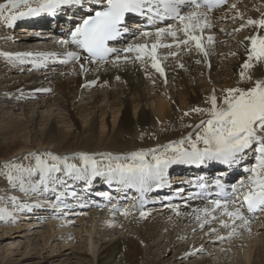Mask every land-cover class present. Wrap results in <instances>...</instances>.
Returning <instances> with one entry per match:
<instances>
[{
    "label": "bare ground",
    "instance_id": "bare-ground-1",
    "mask_svg": "<svg viewBox=\"0 0 264 264\" xmlns=\"http://www.w3.org/2000/svg\"><path fill=\"white\" fill-rule=\"evenodd\" d=\"M2 2L4 1L0 0ZM235 3L237 9L228 11L229 17L239 11L245 18H259L260 13L264 12V0H239ZM227 7L210 14L213 27L206 29L204 35H213L215 43L209 46L210 56L207 60L197 64L195 61L203 58L195 50L181 51L176 57H168L162 64L166 79L152 69L150 64L144 67L140 62L131 61L121 62L119 67L93 64L89 66V71L82 73L79 63L63 62L66 49L57 40L49 39L50 33L34 34L37 29L35 26L15 27L13 30L0 22V145L20 142H17L19 145L9 161L19 164L21 155L37 152L35 149L43 152V147L53 154L69 157L80 152L128 154L140 149L159 147L170 137L163 132L165 130L176 131L178 139L192 132V128L187 131L183 125L190 120H195L194 124H197L203 117L193 114L181 120L182 113L196 106L205 107L204 101L213 88L219 94L221 88L236 86L241 65L246 58L244 46L240 42L250 34L251 29L245 28L234 33L233 29L238 28L242 21L223 19ZM60 13L62 17L64 14ZM24 21L26 20L19 19L16 26L24 25ZM221 29L224 31L221 32ZM152 39L148 38L147 42L150 44ZM129 42L142 43L145 38H131L124 46ZM165 42H170V38ZM52 44L50 52L49 47ZM172 50L179 51L175 48ZM168 51L169 49L162 48L158 53L163 56ZM17 52L59 55L49 56L46 60L39 55H33L25 58L24 63L2 55ZM232 52L237 55H231ZM178 62H183L185 67L180 68ZM250 71L255 78L264 77V64H257ZM117 76L119 79H116ZM93 81L94 84L90 83ZM37 89H51V92ZM121 133H129L128 141L113 148L116 143L114 140ZM70 136L85 138L86 141L95 140L92 151L87 150L89 141L87 145L80 143L78 149H64L68 147L61 146L62 140ZM141 136H144L145 143L139 142ZM153 136L161 139L151 142L150 137ZM254 156L255 153L250 150L241 162L239 169L246 173L242 176L245 177V182L251 175L245 169L252 166V160L255 162ZM26 160L31 165L35 164L32 157ZM75 160L79 165L80 160ZM70 161L71 159L69 163ZM178 164L184 166L182 163ZM32 179L35 181L38 176ZM76 183L77 181L69 180L68 190L57 187L55 192L28 193L22 192L17 185L18 194H11L10 198L3 200L0 198V209L10 213H0V220L7 226L5 234H10L15 229L25 230L20 236L23 239L18 240V246L20 243L24 244L21 257L15 259V255H10L5 259L1 258L0 264H10L9 258L15 260L16 264H32L33 258L38 260L33 264H50V260L56 255L62 256V262L66 264H157V261L177 264L178 258L182 259V263L192 264L187 262L189 256L198 248L205 247L211 249L213 258L203 256L196 264H264V212L250 220L248 228H245L237 221L232 224L226 216L223 219L230 226H221V214L217 210L214 213L217 219L207 216L208 222L201 228L200 223L205 219V214L201 212V220L198 221L189 213L194 208L203 209L209 206L208 202L194 201L191 188H188L185 195L176 197L174 202H167L168 197H163L162 194L157 196L155 193L153 198L154 186L143 197L140 193L138 202L137 190L136 197L132 194L127 200L123 199L120 205L118 203L104 207L98 202L80 212L70 211L69 219L57 218L56 215L60 213L67 214L65 207L74 206L66 192ZM1 185L4 189L14 188L5 178ZM114 191L109 190L108 193L112 200L117 201L120 197ZM60 192H65L63 203L55 199ZM13 197L16 198L15 202ZM37 204L41 206L36 207ZM53 204H58V207L53 208ZM23 205L28 207L20 210ZM169 205L178 206L180 214ZM124 209L129 210L127 216L122 214ZM33 210L37 212L34 216L45 214L47 224L33 222L41 221L39 217H31L32 213L29 211ZM140 211H144L146 216L142 218ZM17 214L23 220L22 225L15 221ZM75 217H78L76 221ZM26 219L29 220L28 224ZM59 219H63V222ZM65 221L68 223H64ZM73 221L79 222L74 224ZM74 226L78 227V232L79 229L83 230L84 234L79 238L81 240L77 241V237H72L71 241H60L59 235L61 237L65 229ZM73 229L76 230L75 227ZM212 229L216 231L213 232ZM255 235L258 237L253 240ZM190 236L193 238L189 239ZM238 243H247L248 247L235 249ZM161 244L163 250L160 247L156 248L160 252L155 250L157 254L151 253L154 246ZM237 250L239 252L234 256ZM16 253L19 255V250Z\"/></svg>",
    "mask_w": 264,
    "mask_h": 264
},
{
    "label": "snow or ice",
    "instance_id": "snow-or-ice-1",
    "mask_svg": "<svg viewBox=\"0 0 264 264\" xmlns=\"http://www.w3.org/2000/svg\"><path fill=\"white\" fill-rule=\"evenodd\" d=\"M86 4L88 10L84 11L81 21L71 27L64 38L57 41L66 49L63 54L64 63H79L83 73L89 71V66L93 64L119 67L121 62H140L144 67L150 64L165 79L163 61L168 57L178 56L181 51L195 50L202 55L203 60H196L197 64L207 60L210 56L209 46L215 43L213 35H204L206 29L213 27L210 13L215 8L228 6L223 19L242 21L233 32L251 29L250 34L240 42L244 46L246 58L241 65L237 84L234 87L221 88L219 94L213 88L204 101L205 107L196 106L183 112L181 120L193 114L203 118L197 124L183 125L193 131L177 141L119 155L80 152L69 157L51 152L31 153L25 159L34 158V165L25 166L15 161L4 163L2 174L7 181L28 193L55 192L57 187L68 190L69 180L84 181L90 186L94 180L102 178L109 185L116 184L124 189L136 188L143 197L154 186L160 188L167 183L168 169L174 164L200 167L217 163L225 169H231L241 164L251 150L255 153V163L245 169L251 173L247 182L241 180L228 186L223 179L217 178L214 182L218 189L217 198L209 200V206L203 209L194 208L189 213L198 221L201 220L200 213L205 214V219L200 223L201 228L208 222L207 216L217 219L214 215L217 210L221 214V226H230L223 219L226 216L232 224L240 221L243 227L248 228L251 218L245 215V208L250 213L264 212V77L255 78L250 71L255 65L264 64V12L260 13L259 18H245L239 11L229 17L227 12L237 9V4L231 0H4L0 3V22L11 27L21 18L41 14L55 16L66 7H76L83 11ZM21 8L24 10H20ZM133 16L143 17L149 24L169 19L174 23L156 27L154 31H139L135 39L143 37L145 42H129L123 47L114 46L131 31L128 21ZM220 31L223 32L224 29ZM148 38H153L150 44L147 42ZM168 38L170 42H165ZM68 48L74 50L69 51ZM162 48L169 49L163 56L158 53ZM174 48L179 51H173ZM2 55L24 63L25 58L33 55H39L46 60L49 56L59 54L17 52ZM231 55L235 56L237 53L232 52ZM178 66L185 67L183 62H178ZM90 83L94 84L95 81ZM37 91L51 92V89ZM98 156L101 159H97ZM70 159H79L80 164L69 163ZM35 176L38 179L33 181ZM197 180V186L205 190L197 196L207 198L209 194L206 191L208 185L204 182L205 178L198 177ZM229 187L230 191H226ZM70 194L75 196L76 193L72 191ZM64 197L65 192H60L55 199L63 203ZM12 199L15 202L16 198ZM25 207L28 206L23 205L20 210ZM52 207L56 208L58 204H53ZM169 207L180 214L178 206ZM0 213L10 215L2 209ZM128 213V209L122 211L125 216ZM140 216L143 218L146 213L140 211Z\"/></svg>",
    "mask_w": 264,
    "mask_h": 264
},
{
    "label": "rangeland",
    "instance_id": "rangeland-1",
    "mask_svg": "<svg viewBox=\"0 0 264 264\" xmlns=\"http://www.w3.org/2000/svg\"><path fill=\"white\" fill-rule=\"evenodd\" d=\"M4 1V0H3ZM21 9H23V8H21ZM20 9V10H21ZM34 47V46H33ZM37 50V49H36ZM108 120L110 121L111 120V117H109L108 118ZM194 121V122H193ZM196 121L195 120H190V121H188L187 122V124H194ZM187 128V127H186ZM99 129H100V124H99ZM188 129L189 128H187V131H188ZM163 132H165V134L168 136V135H170V137H168L167 138V140H165V143H163L162 145H160V146H163V145H166V144H168L169 142L168 141H172L173 139V141H177V140H179L178 139V137H176L177 136V132L176 131H171V132H169L168 130H165V131H163ZM121 136H119L116 140H114L116 143H115V145L113 146V148H117V145L119 146L120 144H124V143H126L127 141H128V137H129V133H121L120 134ZM163 136H165V135H163ZM174 136V137H173ZM142 138H140V140H139V142H141V143H145L144 142V136H141ZM151 138V142H158L159 141V139H161V138H159V139H157V136H153V137H150ZM142 139H143V141H142ZM63 142L61 143V146H63V147H68V148H64V149H69V147L71 148V150H73V149H78L79 148V146H80V143L81 144H85V145H87L86 143H88V141L89 140H87L86 141V139L84 138H82V139H78L76 136H70L69 138H67V139H64V140H62ZM18 141H15L14 143H10V144H7V145H0V183L2 184V182L4 181V178H5V180L7 179L6 178V176L4 177V175L2 174V166L4 165V163L6 162V161H9V159H11L13 156H14V151H15V149L18 147V145L20 144V142H18ZM94 142V144H92ZM93 145V146H92ZM94 145H95V140H91V141H89V145H88V147H87V150H90V151H92V148L94 147ZM90 146H92V147H90ZM42 148V147H41ZM43 152H42V150H40V151H38V149H35V150H37V152H34V153H44V152H48V151H46L45 150V148L43 147ZM81 149V148H80ZM122 149V148H121ZM34 150V151H35ZM120 149H118V151H119ZM137 151V150H136ZM29 153L31 152V151H28ZM121 152V151H120ZM22 153V152H21ZM33 153V152H32ZM27 155H29V154H23V155H21L22 157H19V158H21V159H23V160H21V159H18V162H21V163H19V164H24L25 166H28V165H31V163L30 162H27L28 160H26V159H24L25 158V156H27ZM24 156V157H23ZM150 158V157H149ZM97 159H101V157H97ZM76 162V160L75 159H71V163H75ZM30 163V164H29ZM22 164V165H23ZM27 164V165H26ZM0 184V198L3 200V199H5L6 197H8V198H10V195L11 194H15L16 193V189H18V187L16 188V186H14V188L12 189V190H10V189H4V186H2ZM13 187V186H12ZM14 191V192H13ZM2 192H4V193H2ZM7 192V193H6ZM10 192V193H9ZM16 194H18V192L16 193ZM1 199H0V201H1ZM22 212H24V211H22ZM16 215H14V217H15ZM19 216H18V214H17V216L15 217V221H17V222H19V225H22L21 223L23 222V220L22 219H19L18 218ZM35 217V219L36 218H38V219H40L41 221H38V220H33V222H38L39 224H47V222H48V220H46L45 219V216H39V215H37V216H34ZM42 218V219H41ZM58 218H62V217H58ZM68 219H69V217H67ZM78 217H75V221H76V219H77ZM14 219V218H13ZM46 221H45V220ZM51 219V218H50ZM3 220H0V263H1V261H2V259L1 258H3V259H5V258H7V257H10V255H15L14 256V258L15 259H17V258H20L21 256H20V253L22 254L23 252H24V248H23V246H24V244L22 243H20V247L18 246V240L20 241V239L22 240L23 238H21L20 236H21V234H23V233H25L24 231V229H15V230H13V232L12 233H8V234H5V230H6V225L5 224H3L4 222H2ZM27 221H29L28 219H26L25 220V222L27 223ZM43 221V222H42ZM59 221L60 222H63V219H59ZM58 221V222H59ZM68 221V220H67ZM67 221H65L64 223H68ZM75 221H73V222H75ZM77 222H79V221H77ZM77 222H75L74 224H76ZM26 223H23V224H26ZM28 224V223H27ZM78 224V223H77ZM15 226H16V224H14ZM14 225H12L13 227H14ZM18 225V224H17ZM11 226V225H10ZM78 226V225H77ZM74 226L75 227V229L76 230H74L73 228L74 227H72V228H67V230L65 229L63 232H65V233H63V235H61V237H60V235H59V238H60V241H66V240H68V241H71L72 239V237H77L76 239H77V241H80L81 239H79V238H81V234H84V232H83V230H81V229H79V232H78V227H80V226ZM25 227V226H24ZM77 227V228H76ZM27 228H29V227H27ZM40 228V227H39ZM23 230V231H22ZM72 230H74V231H72ZM15 231V232H14ZM22 231V232H21ZM70 232V233H67V232ZM83 232V233H82ZM14 233V234H13ZM68 235V236H67ZM70 235H72V236H70ZM166 235V234H165ZM258 237V235H255V236H253V240L254 239H256V238H254V237ZM12 237V238H11ZM67 237H69V238H67ZM193 238V236H190L189 237V239H192ZM19 238V239H18ZM66 239V240H65ZM76 239H75V241H76ZM15 240H17V241H15ZM11 241V242H10ZM13 242H14V244H13ZM164 243H165V241H163ZM162 242V244L164 245V243ZM242 242V241H241ZM11 243V244H10ZM74 244H75V242H73ZM13 244V245H12ZM17 244V245H16ZM159 245V246H154L155 248L153 249H151L152 250V252L151 253H154V254H157L158 253V251L160 252L161 250H163V245ZM237 245V244H236ZM18 248H17V247ZM206 246H208V245H206ZM160 247H162V248H160ZM245 248V247H248V245H247V243H241V244H239L238 243V245H237V248H235V249H238L239 248V250H240V248ZM156 248H160L159 250L158 249H156ZM242 248H241V250H242ZM243 248V249H244ZM16 250H19V255H16L17 253H16ZM157 251V253H156V251ZM210 250L211 249H209V247H205V249L204 248H198L197 249V251H194L190 256H189V260H187V262H192V264H196L199 260H202L203 259V256H205V257H212L213 258V256L214 255H212L211 256V252H210ZM239 250H237L235 253H234V256H236L238 253L237 252H239ZM63 253H65V252H63ZM241 254V253H240ZM61 257V258H60ZM10 260H11V263H15V260H13V259H11V258H9ZM62 256H60V255H56V256H54L53 258H52V260H50V264H66V262H62ZM159 260V259H158ZM180 259L178 258L177 260H176V262H177V264H185V263H182V259L179 261ZM191 260V261H190ZM227 260H229V259H227ZM226 260V261H227ZM31 261L34 263V262H36V261H38V260H36V259H31ZM70 262H73V260H71ZM179 262V263H178ZM228 262V261H227ZM10 263V264H11ZM32 263V264H33ZM157 264H164V263H162V262H160V261H157L156 262ZM16 264V263H15ZM165 264H171V262L170 263H165Z\"/></svg>",
    "mask_w": 264,
    "mask_h": 264
}]
</instances>
